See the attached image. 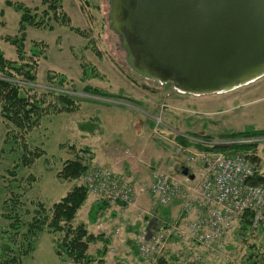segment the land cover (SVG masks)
<instances>
[{
    "label": "rangeland",
    "instance_id": "1",
    "mask_svg": "<svg viewBox=\"0 0 264 264\" xmlns=\"http://www.w3.org/2000/svg\"><path fill=\"white\" fill-rule=\"evenodd\" d=\"M7 1L21 3L29 8H39L41 0H0V49L6 59H14V49L2 41V37L17 35L19 14L6 7ZM88 2L86 6H80L77 0H60L72 27L85 31L88 38L80 37L62 26H56L53 31L27 29V45L31 42H42L47 48L45 59L38 64L36 88H48L47 75L50 73L65 76L75 90L72 95L79 103V110L72 114L46 116L38 128L25 135L28 149L37 148L44 153L28 167L20 165L22 145L18 140L6 144L5 129L0 125V177L5 176L6 170L18 165V180L30 175L36 178L35 183L21 198L23 205L19 213L21 219L27 222L35 209L30 204L31 201H39L49 208L73 186L80 184L87 189L82 179L80 182L68 183L60 182L55 176L62 163L71 159L68 146L94 148L107 140L110 145L118 147L119 150L123 149L122 156L125 150L135 153L137 149H134V137L130 135V128L134 127V135L137 131L140 133L143 151H139L140 157L136 155L128 161L121 157L118 161L124 172L126 170L129 173L127 175L123 172L119 177L127 181L133 189L132 204L126 206L127 209L120 210V216L113 221L102 224V219H99L95 225H89L87 213L102 195H92L87 189L88 198L78 211L73 224L83 223L89 233L95 235L112 231L114 244L106 257V264H149L151 258L146 259L139 255L135 240L141 232H145L146 237L157 232L160 222L152 220L153 210L157 209L159 214L165 211L167 214L164 218H159L161 215L158 213L157 218L173 229L183 230L196 218L195 214L185 217L177 202L158 207L148 193L147 188L155 173L181 176L179 170L186 164L182 155L175 152V136L181 133L193 138V135L208 136L211 142L220 144L230 142L222 137L244 127L264 132V76L228 92L206 95L179 92L170 83L137 77L125 65L126 54L119 37L109 29V0ZM81 61L94 67L97 79L81 82ZM87 86L116 98L86 94L83 89ZM87 123L94 125L93 133L81 130ZM123 127L127 128L125 133L122 132ZM116 131H119L120 136ZM193 138L190 142L195 144L197 139ZM254 141L257 142V168L264 172V136ZM126 146L128 148L124 149ZM194 147L190 149L200 152ZM116 149L113 152L118 156L119 151ZM128 164L136 176L130 171ZM170 167H175V170ZM187 168L189 174L195 178L197 169L192 165ZM92 171L93 169L88 173ZM184 179L180 178L181 183L188 185ZM4 185L0 179V207L7 197ZM193 185L194 182L191 183ZM11 187L17 193L20 192L16 190L15 184ZM107 215L108 212L103 214ZM6 225L7 222L0 217V229ZM25 231L23 229L21 233L24 234ZM176 231L157 255L166 264H180L182 259L189 264H251L253 261L255 264H264V230L261 228L250 231L244 237L239 232L236 221L231 231L219 243L208 247L198 245L188 235H178ZM23 237L24 235L18 237V245L20 241H26ZM32 238L27 237L29 241ZM56 239V235L47 232L38 234L35 243L31 245L32 252L21 258V264H69L68 260L62 262L54 253L53 243ZM98 247L91 245L89 253L93 254Z\"/></svg>",
    "mask_w": 264,
    "mask_h": 264
},
{
    "label": "trees",
    "instance_id": "2",
    "mask_svg": "<svg viewBox=\"0 0 264 264\" xmlns=\"http://www.w3.org/2000/svg\"><path fill=\"white\" fill-rule=\"evenodd\" d=\"M77 1L80 6L89 4L88 0ZM5 5L19 14V22L17 35L2 37V41L14 49L15 57L6 59L0 49V125H3L5 129L4 142L6 144L18 140L22 145L23 154L20 158V165L28 167L41 158L44 153L37 148L28 149L24 140L25 135L38 128L41 120L46 116L78 112L79 103L72 95L75 92L74 88L63 75L50 73L47 75L48 88L45 90L36 88L38 64L45 59L47 48L42 42H31L27 45L26 31L28 28L53 31L56 26H62L80 37L88 38V35L85 31L72 27L71 20L64 11L60 0H41L39 8H29L21 3L10 1L5 2ZM90 48L92 49V47ZM79 65L82 72L81 82L97 79V73L93 66L82 61ZM127 68L130 71L128 66ZM130 73L137 76L132 71ZM83 91L91 96L116 98L89 86L85 87ZM84 126L81 127L82 131L86 130L89 133L95 131L92 123H87ZM193 136L197 140H211L208 136ZM261 136H264V132L261 130L244 127L240 131L232 132L222 138L228 141H240L257 140ZM175 141L183 147L193 145L197 151L222 152L227 156L250 155L253 163L256 164L257 161L255 156L256 141L250 144L205 147L200 143H188L180 134L175 136ZM67 149L71 159L62 163L61 169L55 176L60 182H80L84 175L96 168L91 166L93 152L88 147L79 148L74 145L68 146ZM17 168L18 165H14L5 171V176L0 177L5 184L7 196L0 207V217L7 222L6 227L0 229V242L2 243L0 244V264H21V258L32 252L33 246L31 245L35 243V237L43 232L57 236L53 243V251L62 262L68 260L69 264H106V257L110 251V238L106 237L103 232L97 235L89 233L83 223L73 224L78 211L88 198L87 189L83 185H75L63 198L49 208L39 201H31L30 204L35 209L32 211L29 221L24 222L19 213L23 205L21 198L35 183L36 178L30 175L18 180ZM263 178L264 172H261L255 181H261ZM14 184L16 190L20 191L19 193L12 189L11 186ZM109 207V203L105 199H97L87 213V224L95 225L99 219H102ZM153 213L157 214V209L153 210ZM166 214L165 211L161 212L160 218H164ZM252 218L250 213H245L238 220V230L244 237L250 231L260 228L262 231L264 230V223L258 227H252ZM158 222L160 223L157 232L169 227L165 221L158 220ZM23 229L26 230L24 234L21 233ZM22 235L26 241H20L18 245L16 241ZM27 237L33 238L29 241ZM91 245L99 246L93 254L89 253ZM148 263L166 264V261L160 256H155L153 261ZM251 264H255V262L253 261Z\"/></svg>",
    "mask_w": 264,
    "mask_h": 264
},
{
    "label": "water",
    "instance_id": "3",
    "mask_svg": "<svg viewBox=\"0 0 264 264\" xmlns=\"http://www.w3.org/2000/svg\"><path fill=\"white\" fill-rule=\"evenodd\" d=\"M108 20L130 71L179 92H228L264 76V0H109Z\"/></svg>",
    "mask_w": 264,
    "mask_h": 264
},
{
    "label": "built area",
    "instance_id": "4",
    "mask_svg": "<svg viewBox=\"0 0 264 264\" xmlns=\"http://www.w3.org/2000/svg\"><path fill=\"white\" fill-rule=\"evenodd\" d=\"M253 142L240 140L215 144L195 140V144L205 147ZM175 152L182 155L187 166L198 165L197 176L193 181L185 178L188 185H184L167 174L155 173L147 188L148 193L157 206L166 207L177 202L186 217L195 214L196 218L183 230L168 227L150 237L141 232L135 244L142 258L153 261L152 256L160 254L165 242L176 230V234L188 235L194 243L208 247L219 243L245 213L252 215V227L264 223V178L255 181L261 171L250 155L195 152L179 144H176ZM82 182L90 194H101L110 205L120 203L129 206L133 202L134 193L130 184L111 171L95 168L82 178ZM193 182L191 186L189 183ZM180 264L189 263L182 259Z\"/></svg>",
    "mask_w": 264,
    "mask_h": 264
},
{
    "label": "crops",
    "instance_id": "5",
    "mask_svg": "<svg viewBox=\"0 0 264 264\" xmlns=\"http://www.w3.org/2000/svg\"><path fill=\"white\" fill-rule=\"evenodd\" d=\"M120 127V126H119ZM115 128V127H114ZM134 128V127H133ZM133 128H132V126H131V128H130V135H132L133 137H134V141H135V144H134V149H137L136 150V152L134 153V152H131V151H129V153L125 150L124 151V154H123V156H122V154H121V152L123 151V149H120L119 150V148L118 147H114V146H112V145H110V142L108 141L107 142V140H103L102 142H100L99 143V145L97 146H95L94 148L92 147V148H90V147H88V148H90L91 149V151L93 152V160L91 161V166L93 167V168H95V167H97V168H102V169H106V170H108V171H111L112 173H114V174H116V175H118V176H121L120 174H122L123 172H124V168H122L123 166H122V164H120L118 161L120 160V158L122 157H124V158H126L127 159V161L129 160V159H134V156H138V155H140V153H139V151H143V147H142V145H143V141H141L140 140V133L138 134V132L139 131H137V134L136 135H134V130H133ZM127 128H125V127H123V131L122 132H124L125 133V130H126ZM117 133H118V135L120 136V134H119V131H116ZM122 132H121V135H122ZM184 139H186L187 140V142L188 143H191L190 141H191V138H193V137H191V136H189V135H186V134H184V133H181L180 134ZM131 136V137H132ZM194 139V138H193ZM176 142V141H175ZM177 144H178V142H176ZM192 144V143H191ZM180 145V144H179ZM193 145H190L189 147H192ZM97 147V148H96ZM111 148V150L109 149V148ZM194 147V146H193ZM115 148H117L116 150L117 151H119V155L118 156H116V152H113L114 151V149ZM127 149L128 147L126 146V147H124V149ZM195 148V147H194ZM130 150V149H129ZM196 150V149H195ZM114 153V154H113ZM136 153H139V154H136ZM125 155V156H124ZM138 157H140V156H138ZM174 166V165H173ZM193 166V168L196 170L197 168H198V165L197 164H194V165H192ZM130 167V165L128 164V168ZM171 168V170L173 169V170H175V167H170ZM130 171L132 172V173H134L135 174V176H136V173L133 171V168H131L130 167ZM124 173H126L127 175H129V173L125 170V172ZM169 175V174H168ZM170 176V175H169ZM123 177V176H122ZM172 177V176H171ZM132 178H134V177H132ZM172 178H174V179H176V180H178V181H180L181 182V180H180V178H182L181 176L179 177V176H174V177H172ZM183 180V179H182ZM185 180V179H184ZM183 183V182H182ZM190 185H191V183H190ZM176 205H178V204H176ZM109 208H108V210H106V213L108 212V215L107 216H102V224L103 223H108V221H113V220H115V219H117L120 215V210H123L124 208L125 209H127V207L126 206H123V205H121L120 203H117V204H113V205H110L109 204ZM129 209V208H128ZM122 214V213H121ZM152 214H153V218H152V220L154 219V220H159V218H157V214H155V213H153L152 212ZM152 216V215H151ZM186 217V216H185ZM188 217V216H187ZM151 218V217H150ZM156 218V219H155ZM103 233L105 234V236L106 237H109L110 238V240H111V242H110V249H111V247L113 246V244H114V236L112 235L113 233H112V231H110V232H108V231H103ZM116 233V232H115Z\"/></svg>",
    "mask_w": 264,
    "mask_h": 264
}]
</instances>
